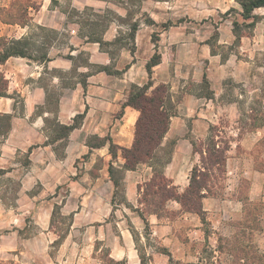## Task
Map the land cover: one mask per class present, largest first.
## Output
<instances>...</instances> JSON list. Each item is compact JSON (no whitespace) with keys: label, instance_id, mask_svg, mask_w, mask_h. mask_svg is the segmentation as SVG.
I'll return each mask as SVG.
<instances>
[{"label":"crops","instance_id":"1","mask_svg":"<svg viewBox=\"0 0 264 264\" xmlns=\"http://www.w3.org/2000/svg\"><path fill=\"white\" fill-rule=\"evenodd\" d=\"M46 1L40 12L49 11ZM124 1L125 6L113 7L123 21L130 17L128 0ZM178 1L181 0H174ZM191 1L198 4L203 17L212 15L209 4L214 0ZM235 3L240 7L236 9L242 11ZM101 5L95 0L83 1L84 7ZM222 7L227 4H215L214 10L221 11ZM258 10L263 12L257 14ZM258 10L255 15L260 20L253 35H243L237 45L242 54L251 56L244 60L232 55L225 62L220 61L217 79L208 95L183 93L163 139V148H173L163 174L170 188L183 195L189 188L193 169L201 167L203 157L207 156L211 128L220 127L218 147L223 146L222 136H227L225 176L215 182L219 195L207 196L202 201L204 221L198 214L186 212L174 199L165 202L161 218L148 214L143 218L142 195L155 177L153 167L140 164L134 171L125 172L123 191L115 196L117 189L109 167L112 164L120 169L124 165L121 152L113 158L109 141L99 148L88 145L89 139L97 137L110 138L121 148L133 147L141 112L127 105L132 86L145 87L152 81L148 95L169 87L173 101L183 89L181 81L173 79L171 64L162 54L163 49L175 45L169 36L173 38L180 28L160 26L159 30V0L143 2V14L134 19L139 25L134 53L122 44L118 54L113 55L112 49L129 29L128 25L114 21L103 35L104 42L109 44L105 50L99 43H88L73 34L67 49L48 45L42 54L31 51V57L14 56L0 62V77L6 83V95L0 96V114L10 116L12 125L0 146V170L15 177L22 169L23 193L41 185L42 197H48L35 213L37 224L45 231L28 244L29 264H68L66 258L74 259L75 264H101L97 257L102 244L111 259L126 264H141V254L147 258V264H170L171 259L174 264H203L209 258L211 262L207 264H233V256L223 248L243 225L249 227L247 242L264 253V126L243 132L239 125L240 103L245 97L254 98L258 88L252 87L248 94L236 92L234 100H230L233 92L226 88L229 80L247 81L252 86L258 80L252 69L256 55L264 49V9ZM188 12L196 17L195 8L190 7ZM4 26L13 35L0 38L31 40L28 24ZM220 29L227 33L225 44L236 42L233 30ZM208 52L210 59L217 57L209 47ZM156 54L161 55V63L152 68L150 75L147 65ZM82 55L87 65H77ZM100 68H108L110 73L99 71ZM83 74L88 76L86 86L81 82ZM79 116L82 119L69 133L62 155L59 149L64 139L55 136L51 122L73 126ZM223 120L226 126H222ZM21 152L28 154V167L16 160ZM56 206L62 216L71 218V231L64 238L51 230ZM258 206L262 212L253 226V219L247 215ZM55 243L59 247L53 259L48 251ZM205 249L210 252L208 259L202 256Z\"/></svg>","mask_w":264,"mask_h":264},{"label":"rangeland","instance_id":"2","mask_svg":"<svg viewBox=\"0 0 264 264\" xmlns=\"http://www.w3.org/2000/svg\"><path fill=\"white\" fill-rule=\"evenodd\" d=\"M15 0H0V35L12 36V30L5 27L3 20L7 21L4 16L6 10H11V4ZM83 1L87 0H56L55 2L46 1L49 6V11L40 12L41 6L45 0H20L21 8L15 9L16 16L21 17L22 25H29L30 27V42L34 44L33 54H42L48 45L59 49H67L70 42L74 39L73 34L83 36L87 31L82 25L85 23L98 24L95 28L96 33L99 34L110 22L117 21L121 24L129 26L128 33L121 38L120 43L112 50L113 55H117L122 44H126L132 48L130 39V28L134 24V19L137 15L141 16L143 2L146 0H128L126 6L130 12V17L124 21L118 18L114 11V6H125L124 0H95L102 3L100 7L83 6ZM235 1V0H234ZM236 2V1H235ZM232 0H214L210 3L212 15L203 17L200 7L191 0H181L174 2V0H159V27L177 26L178 31L173 38L169 36V40H173L175 45L169 49H163V55L171 64V75L176 81H181V93L176 96V100L172 106L177 104L185 92H192L197 94L207 95L210 93V88L217 79L220 61L225 62L227 58L232 55H238L244 60L248 59L247 54H242L238 49L237 42L225 44L227 40V33L220 28H229L234 30V23L241 25V32L243 35L251 36L253 31L246 28L250 22L243 23V19L239 15L242 11L236 9L240 8ZM106 3V5H104ZM227 4V7H222L221 11H216L215 4ZM197 10L196 17L188 12L189 8ZM52 11V12H51ZM59 11L60 14H57ZM200 11L201 13H199ZM263 12L256 11L257 14ZM255 13V14H256ZM147 22L149 19L143 17ZM44 24L49 27H43ZM50 24L52 27H50ZM82 28H81V27ZM81 28V29H80ZM182 28V29H181ZM159 30H162L160 27ZM88 34V32H87ZM251 34V35H248ZM85 41V39H82ZM0 43L4 41L0 40ZM208 45L211 48V54L217 56L216 58H209ZM250 52V51H249ZM247 53V52H246ZM247 55V57L245 56ZM85 56H81L77 65L85 62ZM211 68V69H210ZM253 74H258V80L253 83L250 82H235L233 80L227 81V89L233 92L230 100L235 99L236 92H244L252 87L258 88L254 98L250 96L244 98L240 103V127L242 131H248L251 124H256V118H264L263 97H264V49L260 50L256 55V64L252 69ZM206 78V85L204 78ZM210 76V77H209ZM0 86H6L5 81L0 77ZM172 113V112H171ZM263 120V119H262ZM261 122L259 121L258 124ZM226 120H223L222 126H226ZM220 130V127L218 128ZM217 132H213L212 136ZM226 135L222 136L221 141L226 142ZM94 141V140H93ZM209 144V143H208ZM224 146V145H223ZM222 147V146H221ZM16 160H19L22 165L28 167V154L19 153ZM23 170L16 174L15 177L11 175L0 176V264H29L28 251L31 249L28 245L30 240L42 233L43 230L35 218V213L38 212L39 206L48 197H42L41 185L29 192L22 191ZM51 230L57 233L62 238L66 237L71 231V218L62 215L54 217ZM59 243H55L49 249V255L56 259ZM100 253L97 257L101 264H109L108 249L105 245H99ZM210 252L205 249L202 254L203 259H208ZM144 256V255H142ZM145 257V256H144ZM149 259V258H148ZM147 258H145V263ZM68 264H75L66 258ZM211 262L203 260V264ZM30 264H41V261Z\"/></svg>","mask_w":264,"mask_h":264},{"label":"trees","instance_id":"3","mask_svg":"<svg viewBox=\"0 0 264 264\" xmlns=\"http://www.w3.org/2000/svg\"><path fill=\"white\" fill-rule=\"evenodd\" d=\"M16 1L20 0H15L14 3L10 5L11 10H6L4 12V16L7 19V21H2L4 24L22 25L21 17L16 16L14 12L15 9L21 8L20 4L16 3ZM51 1L55 2L56 0ZM235 1L242 8V13L239 15L243 19V23L250 22V24H247L246 28L253 31L260 20V17L255 15V11L258 9H264V0ZM82 26L86 29L88 34L86 32L83 34V36L79 37L81 39H86V42L88 43H99L101 49L105 50L109 44L104 42L103 35L109 24L99 34H97L95 30V28L99 26L98 24L85 23ZM138 27L139 25L134 23L130 28L131 32L129 36L133 43L131 48L133 53L135 51V34L138 30ZM241 31V25L235 22L233 32L236 36L237 43L240 42L243 36ZM0 40L4 41V43H0L1 63L14 56H32L31 51L34 47V44H32L29 40L24 39L20 41H8L4 38H0ZM161 59V55L156 54L148 63L147 69L150 75H152V68L156 65H159L161 63ZM82 64L87 65V60ZM100 70L110 73L108 68H100L99 71ZM87 77L88 76L85 74L82 75L81 82L83 86H86ZM205 82L206 78H204V84L206 85L207 82ZM151 86L152 81H150L145 87L132 86L131 88V94L127 105L134 107L141 112V117L136 128L135 143L132 148H121L115 145L110 138L101 140L97 137L89 139L88 145L91 148H99L104 146L109 141L110 153L113 158L116 159L119 152H121L124 159V165L121 166L120 169L115 168L112 164L109 167L110 176L117 189L115 196H120L121 192L123 191V176L125 172L134 171L140 164H149L153 167L155 171V177L153 181L147 185L142 195V203L145 207L142 215L143 218L145 217L144 214L157 215L159 218H161L164 215L165 202L169 199H174L180 203L186 212L198 214L204 221L205 212L203 211L202 201L207 196L219 195L218 191L215 190V182L219 183L224 179L229 142L222 140L220 142L224 146L218 147L216 139L217 137H221L220 130L216 127L211 128V135L208 139L209 144H207V156L203 157L201 167H196L193 169L188 190L183 195H178L170 188V184L163 174L165 166L170 162L173 148H170V146L167 148L162 147L163 139L168 130L169 120L171 115L175 113L176 105L172 106V103L175 101H173V95L171 94L169 87H161L154 91L152 95H148V90ZM4 90L5 89L0 86V96L6 95ZM81 119L82 116H79L73 126H62L57 123L56 120L51 122V129L55 136L64 139L59 149L62 155H64L66 139L69 133L78 126V122H80ZM255 120L257 123L251 124L247 129L248 131L264 126V118H256ZM259 121L261 122L260 124H258ZM11 127V117L0 114V146L11 131ZM215 131L217 133L212 136L213 132ZM27 165H29V160ZM6 174V170H0V176H5ZM261 212L262 208L258 206L254 207V210L247 215L249 219H253L251 220L253 226H256V221ZM57 214L61 215L60 207L58 206L55 207L53 212L51 225H53L54 217ZM247 228L249 227L244 225L241 226L240 231L230 242H228V245L223 249L227 250L230 255L233 256V264H264V253L247 242ZM108 258L109 264H126L125 261H114L109 257V255ZM144 263L145 257L141 254V264ZM170 264H174L172 259L170 260Z\"/></svg>","mask_w":264,"mask_h":264}]
</instances>
